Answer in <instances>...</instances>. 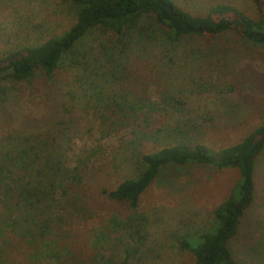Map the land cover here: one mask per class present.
I'll return each mask as SVG.
<instances>
[{"label":"rangeland","instance_id":"obj_1","mask_svg":"<svg viewBox=\"0 0 264 264\" xmlns=\"http://www.w3.org/2000/svg\"><path fill=\"white\" fill-rule=\"evenodd\" d=\"M174 1L194 15L217 3L257 14L253 0ZM76 18L70 0H0V58L61 36ZM143 41L114 48L111 33L97 29L51 79L37 74L27 83L0 85V160L8 162L10 147L18 154L36 147L41 162L55 149L81 175H66L67 193L59 195L48 237L59 251L69 248L64 258L77 250L82 259L104 254L115 264H193L181 242L210 229L214 209L239 180L237 170L170 169L143 194L135 213L102 191L141 172L144 154L181 142L219 150L264 123V50L230 34L188 38L178 50L162 40ZM194 50L205 59L189 56ZM256 186L235 245L239 257L264 264V152ZM76 202L74 212L70 204ZM138 215L146 217L141 225L134 220Z\"/></svg>","mask_w":264,"mask_h":264},{"label":"trees","instance_id":"obj_2","mask_svg":"<svg viewBox=\"0 0 264 264\" xmlns=\"http://www.w3.org/2000/svg\"><path fill=\"white\" fill-rule=\"evenodd\" d=\"M70 1L77 8L75 24L41 46L26 47L0 58V85L27 83L37 74L51 79L65 59L97 29L111 33L114 48H132L144 39L149 43L157 39L178 50L188 38L230 34L246 46L264 50V0H253L256 17L226 3L211 6L205 15H194L174 0ZM106 49L101 53L105 54ZM189 56L205 59L198 50ZM12 150L10 147L5 153L8 162L0 160V264H48V260H54V264H115L104 254L93 253L89 259H82L77 250L64 258L69 248L59 251L57 241L48 238L55 230L59 195L67 193L66 175L80 179L77 170L68 168L55 149L47 151L44 162L35 154L36 147L20 154L17 149L10 153ZM263 152L264 123L239 143L219 150L201 143H177L142 155L141 172L126 178L114 190L104 189L102 194L110 201L126 204L135 213L143 194L170 169L198 165L237 170L239 180L229 197L214 209L210 229L183 240L181 246L193 255V264H253L239 257L235 242L255 203L256 166ZM74 204L70 207L75 212L78 205ZM134 220L141 225L146 217L138 215ZM65 237L62 233L61 239Z\"/></svg>","mask_w":264,"mask_h":264}]
</instances>
